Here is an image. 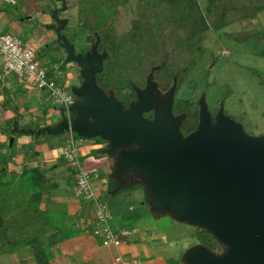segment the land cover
<instances>
[{
    "label": "rangeland",
    "instance_id": "1",
    "mask_svg": "<svg viewBox=\"0 0 264 264\" xmlns=\"http://www.w3.org/2000/svg\"><path fill=\"white\" fill-rule=\"evenodd\" d=\"M15 1H17V3L12 0H3L1 3L6 7V10L15 12L13 17L16 18L20 24L12 26L11 24L5 23L0 25V30L6 29L4 31H10L26 40L31 46L37 47L36 55L38 60L47 68V78H51L58 84L63 85L72 100L79 101V97L74 92V87L80 85L82 82V78L79 75L80 72L77 69L79 68L78 62H70V60L67 59L68 54L66 50L63 46L61 47V45L58 44V42H60L58 34L55 33L56 36H48L49 39L41 43L38 37H44L45 33H42L43 28L47 30L50 28L47 25L45 26L46 20L44 16L40 18L35 11L27 14L24 6L19 0ZM62 1L63 0H36V3L40 4V6L47 11L46 13L50 15L51 19L60 20L61 24L66 23V28L70 31L65 29L61 34L74 46V55L79 57L80 53L83 54L82 56H89L92 52V47L95 45V41L90 37L89 27L80 25L79 0H64V6ZM111 1L116 8V13L112 22L116 33L138 29L137 4L139 0ZM197 1L210 27L199 35L201 36V40L197 41L199 36L194 38L196 44L193 42L194 44H192L191 48L194 49L196 47L197 52L191 63L190 69L183 75L178 85L176 83L173 97L175 103L174 110L176 113H179L180 110H185L186 106L183 105L189 102L191 111H198V120L202 107H206L210 113V123L215 124L217 115L223 113L230 120L240 123L246 133L264 136V83L260 82V78H264V42L259 41L254 36L248 38L246 41L239 42L228 35L230 33L245 32L255 29L264 36V7L258 11H254V5L256 6L257 4L254 3V0H236L243 6L242 9L236 12L237 14L240 13L243 17L233 18L226 26L221 29H215L211 25L213 22V13H209L205 9L209 0ZM171 12L172 9L166 7L163 8V10L161 9L159 14L165 15L171 14ZM56 25L58 26V23ZM56 28L57 27L53 28V32H55ZM184 35L185 32L183 31L177 36L182 37ZM188 51L192 50L190 49ZM188 51L183 50V56H187L189 53ZM97 53L100 54V50L97 49ZM175 57L182 63L184 58L179 59L178 54H176ZM0 69L4 72L3 67L0 66ZM69 72H71L72 75H68ZM100 72L96 73V79ZM255 72L261 73L262 77L256 75ZM4 75V80L6 79L7 84L10 82L9 92L12 98L15 101L20 98L23 102H27L26 105L28 108L35 107L40 112L41 123L60 120L63 116L62 113H67L63 106L53 102L49 92L39 87L33 78H23L13 72L4 73ZM153 79L158 82L156 91L159 90L160 94H164V97H166L167 91L172 84H165L162 86V83L160 85V81L163 79H156L154 76ZM12 82H14V84L20 83L22 89L20 90L13 86ZM166 82L167 81H165V83ZM96 83L98 84L97 81ZM145 85L146 77L144 79V85L140 86V88H143ZM134 86L136 85H132L133 88ZM226 89L230 90V94L224 103V110L227 113L223 112V108L220 107V100ZM104 91L109 95L110 90L108 92L104 89ZM116 98L123 103L122 100L125 97L123 94H117ZM132 101L135 100H131L130 102ZM130 102H128V105ZM16 104H18L17 101ZM11 110L15 115L17 107L12 106ZM68 112L70 117L74 114L75 110L73 108V103ZM173 115L175 116L176 114L173 113ZM177 115L180 118L181 125L183 118L181 119L179 116L180 114ZM198 120L195 124L196 126L193 127L192 124H190L192 122L190 121V123H188L189 120L185 117L182 127L184 130L188 131L185 134L182 133V135H186L195 130L198 125ZM23 121L24 122L18 118L20 127H31L33 130L37 131L38 124L35 121L32 119H25ZM12 123L13 120L10 122H1V126H3L0 130H5L6 133H9V130L12 128ZM25 135L31 139V144H22V146H18L16 149L14 148V150L6 146L7 149L4 150L3 153L11 154L8 167L14 170L13 165L19 162L17 157L18 154L27 155L26 159H28V152L34 150L33 146L39 145L40 147L41 144L43 148L37 151H39L38 154L42 159V164L45 163V165H43L44 168L40 171L44 181L36 186L34 191L39 190L41 192L44 198V204L49 207V209L45 210H47L49 214L50 226L39 234L40 243L43 240L47 241L50 234H52V237H55L53 239L56 240L70 234L69 228L67 229L65 227L66 216L65 206H63V204L65 198L72 194V178L75 175V170L77 171V165H72L69 160L65 158L64 152L68 148L71 149L67 146V143L73 141L75 143L74 146L77 151L79 164L84 167L85 170L91 167L96 168L95 171L90 172V180L93 187L100 194L101 199L106 203L110 213L112 212L113 219L109 218L110 226H112L111 221L114 222L115 220H119L121 223H130L126 225L125 228H129L134 224L140 225L150 231L154 229L156 232H163L170 236L171 240L184 235L188 236V233H185L191 230L192 232L190 233H197L193 236L194 241H197L196 244L211 246V232L210 234L204 230L197 229L195 225L175 218L171 214V211L168 210L161 211L160 213L163 214L162 216L155 214L146 196V181L143 182V185H136L131 189L114 190L120 183L113 170L115 157L102 152L100 153L97 151V148H89L90 143H105V140L99 136L90 138L80 136L73 131H64L57 135L49 133H42L39 135L26 133ZM17 136L18 134L15 137ZM44 158L47 163L43 161ZM31 164L32 163L23 162L21 163L22 167H20L19 164H15L17 165L15 170L20 174L24 170L28 171L29 168H32L30 167ZM28 173L25 174V177ZM10 174L9 170L1 180L9 182ZM144 178L146 180V177ZM103 179L107 180V184H104ZM18 180H23V177L18 176ZM104 187L107 188L105 193L102 191L105 189ZM15 189L19 192V194H16L17 196L15 195L16 199L21 200L25 188L19 185L15 187ZM10 202L3 201L0 207L7 206ZM87 203L93 206L92 203ZM33 250L35 251V248ZM14 251L15 255H19L29 253L30 250L26 249L22 251V253H18L17 249ZM10 255L8 253L0 255V264H10V262L12 264L14 260Z\"/></svg>",
    "mask_w": 264,
    "mask_h": 264
},
{
    "label": "water",
    "instance_id": "2",
    "mask_svg": "<svg viewBox=\"0 0 264 264\" xmlns=\"http://www.w3.org/2000/svg\"><path fill=\"white\" fill-rule=\"evenodd\" d=\"M57 22L67 59L80 66L82 82L74 87L80 100L73 103L76 115L70 122L62 116L36 133L73 131L106 140L98 151L116 154L117 190L126 184L129 170L141 172L151 206H166L175 218L208 229L229 246L218 256L194 245L185 254L188 264H264V136L246 133L222 112L212 124L206 107L196 129L182 135L180 118L172 112L176 81L165 100L157 102L154 67L143 88L134 86L137 99L125 107L112 90L108 95L96 83L105 53L98 54L95 43L89 56H75ZM151 109L153 117H145ZM131 143L136 147L125 148Z\"/></svg>",
    "mask_w": 264,
    "mask_h": 264
},
{
    "label": "trees",
    "instance_id": "3",
    "mask_svg": "<svg viewBox=\"0 0 264 264\" xmlns=\"http://www.w3.org/2000/svg\"><path fill=\"white\" fill-rule=\"evenodd\" d=\"M254 1L255 4L257 3L256 6L254 5V11L264 7V0ZM79 7L80 25L89 27L90 37L97 44V49L105 53L102 60L103 69L98 74L96 81L103 89L112 90L116 96L123 94L125 98L122 101L125 107L128 106V102L136 100L137 97L132 85L143 86L144 79L152 67H154V77L163 79L160 81V85L161 83L162 86L170 85L174 80L178 85L195 58L196 47L191 48L195 43L194 38L210 27L197 0H139L137 4L138 29L122 33H116L113 28L112 22L116 8L111 0H79ZM166 7L172 9L171 14L160 15L159 11ZM242 8L243 6L236 0H209L205 9L207 12L213 13L211 24L213 28L221 29L233 18L243 17L240 13L237 14ZM183 31L185 32L184 36H177ZM228 35L239 42L252 36L264 42V36L258 30ZM199 40H201V36L198 37L197 41ZM190 49L192 51H188ZM183 50L189 52L187 56H183ZM176 54L179 59L184 58L182 63L175 57ZM255 74L262 77L261 73L255 72ZM260 79V82L264 83V78ZM165 81L167 82L165 83ZM229 94L230 90L226 89L220 100L223 112H226L224 103ZM5 102L8 104L9 100L6 99ZM183 106H186V109L180 110L178 114L182 118L187 117L188 123L191 121L190 124L193 127L196 126L198 111H191L189 102ZM75 115L74 112L71 118L73 119ZM18 118L15 113L10 129L11 134L19 133ZM181 130L183 134L188 131L183 127ZM7 146L9 147L8 143ZM10 155V153L0 154V205L3 201H12L7 206L0 207V255L18 247L30 245L33 249L35 248L37 264H48L46 252L39 241V234L50 226L49 214L47 210L39 207L41 192L34 191V188L42 183L44 178L37 168L32 167L20 174L11 170L9 182L1 180L9 171ZM112 156L116 158V154H112ZM131 171L135 174L130 180L126 178V184L118 191L144 184V174L135 170ZM26 173L28 175L25 177ZM18 176H22L23 180H18ZM19 185L25 188L22 201L16 199V194L19 192L15 187ZM152 208L157 215L164 210L170 211L166 206H152ZM196 227L210 233L202 226ZM195 234L197 233L194 232L192 236ZM210 237L212 238L211 246L204 244L205 247L218 256L227 252L228 244L218 240L212 234ZM185 254L186 252L182 256V261L186 259Z\"/></svg>",
    "mask_w": 264,
    "mask_h": 264
},
{
    "label": "crops",
    "instance_id": "4",
    "mask_svg": "<svg viewBox=\"0 0 264 264\" xmlns=\"http://www.w3.org/2000/svg\"><path fill=\"white\" fill-rule=\"evenodd\" d=\"M12 1L17 3V1L15 0ZM1 2H3V0H0V25L7 23V24H11L12 26L13 25L17 26L16 24H20L18 20L13 17L15 12L11 10H6L5 9L6 7ZM19 2L24 6L25 12H27V14H30L33 11H35V13H37L40 18L44 16L46 20L45 26L47 25L48 27H50L48 28L49 30L43 28L42 33L43 34L45 33L44 37L43 36L38 37V40L41 43L49 39L48 36H56L55 33L57 34V31L55 30V32H53V28L59 26V24L58 26L56 25L58 23L57 20L51 19L50 15L46 13L47 11L44 10V8L40 6V4L36 3V0H19ZM62 4L64 6L65 2L63 3L62 1ZM53 15L55 16L54 12ZM62 24L63 25L60 29V34L63 30L68 29L66 28V23H62ZM68 31L70 30L68 29ZM59 41L60 42H58V44L61 45V40ZM31 47H33L35 50L37 48L34 46ZM70 62L73 61L70 60ZM0 66L2 67L1 56H0ZM77 69L80 70V67ZM68 75H72V73L69 72ZM4 77H5L4 72H2L0 69V128L3 126V125L1 126V122H10L14 119L15 115L14 112H12L11 110L12 106L17 107V111H16V113L18 112L17 117H19V119L22 120V122H24L23 120L25 119L27 120L32 119L38 124V129H41L48 125H54L59 121V120L57 121L55 120L54 122L45 121L41 123L40 112L35 107L32 108L29 107L30 108L29 109L28 106L26 105L27 102L25 101L23 102V100L20 98L16 100L18 103L16 104V101L12 98L9 92L10 82L7 84V81L6 79L4 80ZM12 85L15 86L16 88H19L20 90L22 89V85H20V83L14 84V82H12ZM6 99L9 100L8 104L5 102ZM17 126L20 128L17 137H15L16 136L15 134H11L10 130L9 133H6L5 130H0V154H2L4 150L7 149L8 147L7 143L11 150H14V148L16 149L18 146H22V144L24 145L25 144L28 145V143L31 144V139L25 135L26 133L28 134L33 133L35 135L41 134V133H36L37 131L33 130L31 127H20L19 122L17 123ZM31 130L32 132H30ZM11 138H12V142H10ZM104 146L105 144L103 143L102 144L90 143L89 148L90 149L97 148L98 151L99 148ZM33 149H34L33 151L28 152V159H26L27 155L25 156L22 154H18V155L15 154L17 155L19 160V162L15 164H19V166L22 167L21 163L23 162L32 163L30 167H35L38 169V171H41L44 168L43 165H45V163L42 164L41 162L42 159L38 154L39 151L37 150H42L43 148L40 144V147L39 145H35L33 146ZM43 161L47 163L45 158L43 159ZM15 164L13 165L14 170L13 168L10 167L8 168L10 171L12 170L18 173V171L15 170V168L17 167V165ZM90 169L96 170L95 167H91L87 170ZM75 174H76V170H75ZM74 177L72 178L73 187L75 184ZM103 182L104 184H107L106 179H103ZM73 187L71 189L72 194L68 195L65 198L63 204V206H65V216H66L65 227L67 229L69 228L68 230L70 234L66 235L63 238L61 237L59 240L53 239L55 237H52V234H50L47 241L44 240L41 241V245L44 248L46 252V256L48 258V264H122L121 261L118 259V257L126 258V259L137 258L140 260V264H185L186 259L185 261H182V256L189 248H191L194 245H197L196 244L197 241H194V237L192 236L193 233H190L192 232L191 230L186 231V233L184 232L185 234L188 233V236L184 235L178 237L177 239L171 240L170 236H168L163 232L160 231L156 232L154 231V229L150 231L148 229H145L144 227H141L140 225L134 224L133 226L130 227L138 228L137 231L132 232L129 238L123 239L120 246L118 247H115L113 245L104 246L100 242V238L97 235H94L90 229V225L93 222V214H94L93 206L89 205L87 202L77 197L73 191ZM102 191L103 193H105L107 191V188H105ZM42 196L43 195L41 194V201L39 207L44 210L49 209V207L44 204V198ZM162 215L163 214L159 212V216ZM110 218L113 219L112 212ZM129 224L130 223H121L119 220H115L114 222L111 221V225H112L111 227L115 231H119L122 228H125V226ZM164 236L168 237L167 240H164ZM16 249L18 250V253H22V251L29 249L30 254L25 253V254L15 255L14 250ZM16 249H14L11 252H7L9 255L12 254L10 255V257L13 258L14 260L12 264H37L35 252L30 245L21 246Z\"/></svg>",
    "mask_w": 264,
    "mask_h": 264
},
{
    "label": "built area",
    "instance_id": "5",
    "mask_svg": "<svg viewBox=\"0 0 264 264\" xmlns=\"http://www.w3.org/2000/svg\"><path fill=\"white\" fill-rule=\"evenodd\" d=\"M0 55L4 73L13 72L23 78H33L39 87L49 92L53 102L66 109L67 113L63 112L62 115L69 122L72 120L68 112L73 103L71 96L67 94L63 85L47 78L46 66L38 60L36 50L28 42L10 31L0 30ZM74 144L73 141L67 143L71 149L68 148L64 152L65 158L72 165H77L73 191L81 200L90 202L94 206L93 222L90 226L92 233L100 238L102 245L118 247L123 239L129 238L132 232L137 231L138 228H122L119 231L112 229L109 225L111 213L90 180V172L95 169L85 170L79 164ZM166 239L167 237L164 236V240ZM118 259L122 264H140V260L137 258L118 257Z\"/></svg>",
    "mask_w": 264,
    "mask_h": 264
},
{
    "label": "flooded vegetation",
    "instance_id": "6",
    "mask_svg": "<svg viewBox=\"0 0 264 264\" xmlns=\"http://www.w3.org/2000/svg\"><path fill=\"white\" fill-rule=\"evenodd\" d=\"M253 30H255V29H253ZM250 31V30H249ZM246 32V31H245ZM247 40V39H246ZM245 40V41H246ZM91 54V53H90ZM100 54H102V52L100 53ZM79 55H83V54H80L79 53ZM77 63V62H76ZM78 64V63H77ZM80 67V66H79ZM158 83V82H157ZM100 86V85H99ZM101 87V86H100ZM102 88V87H101ZM103 89V88H102ZM104 90V89H103ZM158 90V89H157ZM109 92V91H108ZM154 99L157 101V102H159V101H163L164 99H165V97H164V94H160V92H159V90L158 91H156L155 90V92H154ZM79 100H80V98H79ZM74 102H77V101H73V103ZM154 106H155V103H154ZM174 106H175V103H174V99H173V104H172V112L174 113V114H178V113H175V111H174ZM153 114H154V109H151L150 111H148V112H144L143 113V115L145 116V117H148V118H152L153 117ZM178 116V115H177ZM180 116V115H179ZM181 117V116H180ZM213 118H214V116H213ZM181 119H182V117H181ZM90 121L92 122V121H94V119L93 118H90ZM184 121H185V118H183L182 119V124L180 125V130L182 129V126H183V124H184ZM181 132H182V130H181ZM183 133V132H182ZM185 134V133H184ZM107 143V141L105 140V143H103V144H106ZM136 147V144L135 143H131V144H129V145H127L125 148H135ZM110 156H112V155H110ZM115 157V156H114ZM135 173L133 172V171H131V170H129L127 173H126V178L128 179V178H131L132 177V175H134Z\"/></svg>",
    "mask_w": 264,
    "mask_h": 264
}]
</instances>
